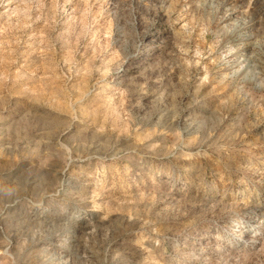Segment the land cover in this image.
I'll list each match as a JSON object with an SVG mask.
<instances>
[{"label": "rangeland", "instance_id": "obj_1", "mask_svg": "<svg viewBox=\"0 0 264 264\" xmlns=\"http://www.w3.org/2000/svg\"><path fill=\"white\" fill-rule=\"evenodd\" d=\"M0 264H264V0H0Z\"/></svg>", "mask_w": 264, "mask_h": 264}]
</instances>
